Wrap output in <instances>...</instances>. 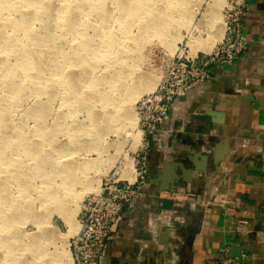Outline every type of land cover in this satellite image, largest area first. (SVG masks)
I'll return each instance as SVG.
<instances>
[{
	"label": "rangeland",
	"instance_id": "obj_1",
	"mask_svg": "<svg viewBox=\"0 0 264 264\" xmlns=\"http://www.w3.org/2000/svg\"><path fill=\"white\" fill-rule=\"evenodd\" d=\"M223 3L0 0V264H73L85 199L143 143L137 100L214 45Z\"/></svg>",
	"mask_w": 264,
	"mask_h": 264
},
{
	"label": "crops",
	"instance_id": "obj_2",
	"mask_svg": "<svg viewBox=\"0 0 264 264\" xmlns=\"http://www.w3.org/2000/svg\"><path fill=\"white\" fill-rule=\"evenodd\" d=\"M243 30L247 51L229 66L211 65L210 78L174 102L170 134L160 145L151 139L145 203L121 213L105 264H204L224 246L245 251L246 264H264V0L249 1ZM215 149L226 153L220 172L209 162L200 171L201 156ZM165 161L169 179L183 174L180 161L194 168L191 183L177 189L225 198L205 222L200 208L182 206L172 229L156 223L164 209L157 195L169 192L158 189Z\"/></svg>",
	"mask_w": 264,
	"mask_h": 264
},
{
	"label": "built area",
	"instance_id": "obj_3",
	"mask_svg": "<svg viewBox=\"0 0 264 264\" xmlns=\"http://www.w3.org/2000/svg\"><path fill=\"white\" fill-rule=\"evenodd\" d=\"M249 1L224 0L221 38L208 51L194 56H173L168 70L160 76L155 89L139 97L135 110L137 128L142 133L143 143L134 158L133 177L128 178L122 168L118 167L102 178L97 193L85 199L78 230L71 241L73 264H105L106 251L116 232L121 213L133 211L145 203L150 141L153 139L160 145L162 137L170 134L171 129L164 126L170 118L174 102L187 97L193 89L207 81L211 65L229 66L247 51L249 44L243 22ZM157 197L171 201V207L162 209L156 216V223L167 229H172L182 221L178 215V209L182 206L200 208L205 222L210 208L225 202V198L217 192L205 196L192 191L189 186L175 192L159 193ZM230 208L237 214L236 207ZM246 259L245 251L231 254L228 246H224L204 264H246Z\"/></svg>",
	"mask_w": 264,
	"mask_h": 264
},
{
	"label": "water",
	"instance_id": "obj_4",
	"mask_svg": "<svg viewBox=\"0 0 264 264\" xmlns=\"http://www.w3.org/2000/svg\"><path fill=\"white\" fill-rule=\"evenodd\" d=\"M225 155H226L225 150L218 151L217 149L214 150V153L211 157L205 154L202 155L201 159H202V162H204L205 166L203 168H198V169H200V171L205 170L206 164L207 162H209L212 164L214 171H216L217 173L220 172L219 167ZM177 165L181 170L183 169V174L179 175L178 177L169 179L167 171H168V168L172 167V165L171 163L167 161L163 163L162 174L160 176V183L158 186V189L160 191L165 190L169 192H175L179 182H182L184 184L191 183L192 178H193L192 172L194 171V168H185L183 162L181 161ZM208 178H212V175L209 176ZM168 184H170V186H168ZM161 201L164 203L163 205L164 209H169L171 207L170 200L163 199Z\"/></svg>",
	"mask_w": 264,
	"mask_h": 264
},
{
	"label": "bare ground",
	"instance_id": "obj_5",
	"mask_svg": "<svg viewBox=\"0 0 264 264\" xmlns=\"http://www.w3.org/2000/svg\"><path fill=\"white\" fill-rule=\"evenodd\" d=\"M215 16V15H214ZM214 16H212L213 18H216V17H214ZM223 23V22H222ZM224 24V23H223ZM223 31V29H222V25H221V28L217 31V33L214 35V36H212V39H213V41H215L216 42V40H219L220 38H221V36H222V32ZM151 86H153V85H149V83L145 86V88H144V90H150L152 87ZM153 89V88H152ZM141 92V91H140ZM138 95V94H137ZM131 96V95H130ZM130 114V113H129ZM130 116V115H129ZM131 118V116L129 117V119ZM135 121V120H134ZM134 121H133V123H134ZM134 138H133V140H134V143L135 144H137L138 142L139 143H141V132L140 131H136V133H135V135L133 136ZM126 160V159H125ZM133 161H131V159H128V161L127 162H125V165H122V170H123V172H124V174L128 177V178H132L133 177ZM17 171V170H16ZM99 191V190H98ZM98 191H96V192H93V193H97ZM92 193V194H93ZM67 217V216H66ZM67 221H69V223L71 222H73L72 221V218H67ZM74 228V225L72 224V226H71V229H73ZM76 228V227H75ZM74 228V229H75ZM77 230H78V224H77ZM73 232V231H72ZM67 256V254H66V252L65 251H62V250H60V251H58L56 254H54L53 256H52V261H50L52 264H71V261H70V258H68V256ZM67 258V259H69V261H66V262H62V260L64 259V258ZM66 258L64 259V260H66Z\"/></svg>",
	"mask_w": 264,
	"mask_h": 264
}]
</instances>
